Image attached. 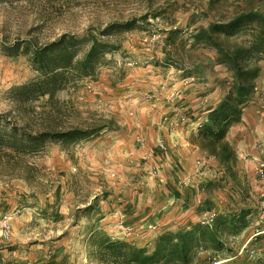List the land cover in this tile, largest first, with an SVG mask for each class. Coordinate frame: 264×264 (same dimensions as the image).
Wrapping results in <instances>:
<instances>
[{"label": "rangeland", "instance_id": "374dc122", "mask_svg": "<svg viewBox=\"0 0 264 264\" xmlns=\"http://www.w3.org/2000/svg\"><path fill=\"white\" fill-rule=\"evenodd\" d=\"M252 8L264 10V0H0V115L50 120L59 131L91 130L83 139L50 141L30 158L41 168L39 178L7 177L0 169V208L12 217L9 238L0 236L3 264H110L102 260L98 233L151 253L163 233L242 209L249 210L248 226L239 234L226 231L220 245L199 248L190 264H264V192L254 188L264 185V161L252 184L234 174L237 151L229 132L236 154L229 161L196 140L229 92L233 71L216 63L214 46H192V36ZM145 14L133 29L102 34L112 23ZM174 29L179 33L168 39ZM247 33L226 41L240 42ZM64 34L74 38L68 39L75 64L65 74L70 82L53 96L24 88L43 77L34 52ZM96 38L109 49L93 74L79 76L75 62ZM5 44L19 47L11 54ZM260 64L256 92L243 114L248 106H264ZM201 159L209 166L198 164ZM214 159L231 173L244 206L170 221L171 200L175 205L183 196L199 198L197 190L206 186L199 176Z\"/></svg>", "mask_w": 264, "mask_h": 264}, {"label": "trees", "instance_id": "16d2710c", "mask_svg": "<svg viewBox=\"0 0 264 264\" xmlns=\"http://www.w3.org/2000/svg\"><path fill=\"white\" fill-rule=\"evenodd\" d=\"M158 15L160 14L153 16ZM147 18L145 14L123 23H112L102 34L109 36L115 32L133 29L138 21H145ZM197 30L192 36V46H214L217 49L216 63L224 64L233 71V82L225 98L210 111L209 118L197 133L196 140L210 146L212 153L217 157L226 153L224 158L229 161L236 154L227 139L228 132L233 124L241 121L243 109L252 100L256 92V79L261 71L260 63L264 61V10L252 8ZM246 32L249 36L247 39L232 44L226 41ZM177 33L178 29L170 30L168 39H173ZM68 39L74 38H68L64 34L57 41L34 52L43 77L25 85L24 88H36L37 95L53 96L58 89L70 82L65 74L73 65L75 67V64L74 53L69 51ZM18 47V44H5L3 49L14 54ZM108 49L107 43L96 38L85 57L75 62L80 67L78 75L93 74L103 62ZM42 121L44 124L39 123L35 117L13 120L7 114L0 115V169L5 170L3 173L7 177L39 178L41 168L30 158L42 153L50 141L68 143L91 134L89 128L55 130L50 120ZM248 213V209H242L239 212L220 214L210 224L197 223L192 228H184L177 233H163L156 239L151 253H148L146 248L136 247L121 239H113L104 233H98L95 237L104 249L102 260L110 264H190L199 248L220 245L221 235L226 231L233 234L242 232L248 226Z\"/></svg>", "mask_w": 264, "mask_h": 264}, {"label": "crops", "instance_id": "0c3cea01", "mask_svg": "<svg viewBox=\"0 0 264 264\" xmlns=\"http://www.w3.org/2000/svg\"><path fill=\"white\" fill-rule=\"evenodd\" d=\"M228 139L234 143L237 151L236 163L231 165L234 168V174H239L241 179H244L245 176L251 178L253 184L258 172L257 168L260 162L264 161V106H248L244 111L242 120L232 125ZM212 163L213 166L208 173H205L203 177L199 176L206 185L205 188L197 190L199 198L188 199L183 196V200L178 199L175 205H172L173 201L171 200L168 208L170 209L168 214L170 221L176 216H187V220L198 219L201 212L213 215L237 210L244 206L238 203L234 194L237 185L230 177L229 174L231 173H226L219 166L220 162L217 159L212 160ZM221 177L225 180L220 179ZM212 182L217 183L213 185V188H209V183ZM257 185L254 188L258 187L264 192V185ZM184 203L187 205L186 211L181 209V205ZM6 208V206L0 208V216L9 212L6 211ZM0 236H2L1 229ZM3 261H5L4 258ZM3 261H0L1 264Z\"/></svg>", "mask_w": 264, "mask_h": 264}, {"label": "built area", "instance_id": "2783aa9c", "mask_svg": "<svg viewBox=\"0 0 264 264\" xmlns=\"http://www.w3.org/2000/svg\"><path fill=\"white\" fill-rule=\"evenodd\" d=\"M160 146L164 149H166V146L163 143H160ZM198 164L201 165H207L209 166V162H207L205 159H201L198 161ZM209 169V168H207ZM11 215L10 214H3L2 216H0V229H1V235L3 238H9L11 231H12V227H11ZM210 220H212L210 218ZM204 223H208L207 220L204 221Z\"/></svg>", "mask_w": 264, "mask_h": 264}]
</instances>
